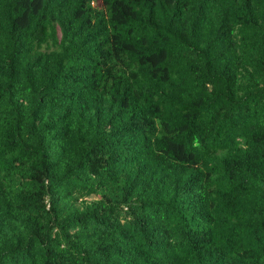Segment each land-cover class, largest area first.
Returning <instances> with one entry per match:
<instances>
[{"label": "trees", "instance_id": "trees-1", "mask_svg": "<svg viewBox=\"0 0 264 264\" xmlns=\"http://www.w3.org/2000/svg\"><path fill=\"white\" fill-rule=\"evenodd\" d=\"M0 264H264V0H0Z\"/></svg>", "mask_w": 264, "mask_h": 264}, {"label": "rangeland", "instance_id": "rangeland-1", "mask_svg": "<svg viewBox=\"0 0 264 264\" xmlns=\"http://www.w3.org/2000/svg\"><path fill=\"white\" fill-rule=\"evenodd\" d=\"M85 198H87L89 201H93L94 199H96V195H87Z\"/></svg>", "mask_w": 264, "mask_h": 264}]
</instances>
